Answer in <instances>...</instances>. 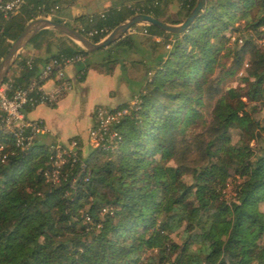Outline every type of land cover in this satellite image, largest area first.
Listing matches in <instances>:
<instances>
[{"label":"trees","instance_id":"trees-1","mask_svg":"<svg viewBox=\"0 0 264 264\" xmlns=\"http://www.w3.org/2000/svg\"><path fill=\"white\" fill-rule=\"evenodd\" d=\"M153 1L80 23L113 30L147 13L179 24L197 2ZM56 6L26 0L17 13H0V63L25 26ZM263 28L264 0H206L182 33L148 24L147 35L127 32L94 52L55 29L36 33L11 68L23 67L16 85L39 78L52 58L83 52L79 79L91 68L112 74L120 63L141 68L131 80L140 90L135 105L120 106L129 111L112 127L115 145L79 150L58 183L45 175L54 169L47 143L35 139L22 150L0 132V264H264ZM141 44L143 58L126 60ZM28 48L41 54L26 56ZM233 82L237 90L227 87Z\"/></svg>","mask_w":264,"mask_h":264},{"label":"built area","instance_id":"built-area-1","mask_svg":"<svg viewBox=\"0 0 264 264\" xmlns=\"http://www.w3.org/2000/svg\"><path fill=\"white\" fill-rule=\"evenodd\" d=\"M25 1L0 0V13L4 16L17 13ZM153 2L157 4L158 0H154ZM58 8L56 6L42 17L52 19L54 12ZM101 15L104 17V13ZM78 26L81 30L80 32H85L86 35H84L88 38L97 36L104 38L112 31L106 25L88 28L80 23ZM128 33L147 35L149 33L148 23L136 24L129 28ZM85 61L86 56L83 52L52 58L43 65L39 78L32 79L26 87L16 85L15 83L16 77L20 74L23 67L19 65L15 67L13 72L10 70L0 85V132L12 135L16 146L22 150L28 149L35 139H40V136L51 133V130L42 119L28 118L26 110L27 108H35L41 104L53 105L57 103L61 95L72 88V83L67 77V68ZM32 64L33 60L31 57L27 61V65L31 67ZM51 79L56 80V86L54 89L47 91L44 88V84ZM136 103L130 104L132 106ZM128 111V107L111 108L100 105L94 111V124L88 129L87 140L83 141L82 146L77 139H56L48 143L54 169L46 172V177L54 183H58L61 179L62 166L68 159L76 162L79 158V150H83L87 146L90 148H110L114 146L118 133L112 127ZM5 148L6 144L0 140V155ZM3 157H6V154Z\"/></svg>","mask_w":264,"mask_h":264},{"label":"crops","instance_id":"crops-1","mask_svg":"<svg viewBox=\"0 0 264 264\" xmlns=\"http://www.w3.org/2000/svg\"><path fill=\"white\" fill-rule=\"evenodd\" d=\"M61 4L60 9L54 12L52 18H59L72 25L80 23V16H88L103 12L113 6H121L125 3H132L135 0H52ZM137 1V0H136ZM173 7L176 8L174 4ZM42 17V16H39ZM38 18V17H37ZM147 45L141 44L135 50L126 51V60L142 59L147 53ZM26 56L40 55L33 48L24 50ZM46 58V54L43 55ZM48 57V56H47ZM101 58V55L92 57L94 61ZM43 64L40 66L42 69ZM67 77L72 83V88L65 91L54 105L41 104L32 110H27V117L42 119L51 133L40 136L42 143H51L56 139L68 140L73 137H80L87 140L88 129L94 124V111L96 107L103 105L111 108L120 107L137 96L140 85H131L132 78L137 75L131 74V66L124 68L120 63L112 74H105L97 69L88 70L86 77L79 79V66L71 65L67 68ZM138 78V77H137ZM52 82V84H50ZM56 80L45 82L44 88L47 91L54 89ZM76 121H72V117ZM73 117V118H74Z\"/></svg>","mask_w":264,"mask_h":264},{"label":"water","instance_id":"water-1","mask_svg":"<svg viewBox=\"0 0 264 264\" xmlns=\"http://www.w3.org/2000/svg\"><path fill=\"white\" fill-rule=\"evenodd\" d=\"M205 3L206 0H197L196 5L190 15L186 18L185 21L179 24L165 22L163 20L157 19L151 14L137 13L116 26L106 37H104L99 42H94L93 40L82 34L80 31L67 25L66 23L46 17L35 18L25 26L20 35L12 42L8 53L2 59L0 63V85L8 75L21 50L31 41L36 33L43 29H55L73 39L87 51L94 52L103 47H107L114 41L120 39L128 32L130 27L139 23L152 24L171 33H182L198 17L205 6Z\"/></svg>","mask_w":264,"mask_h":264},{"label":"rangeland","instance_id":"rangeland-1","mask_svg":"<svg viewBox=\"0 0 264 264\" xmlns=\"http://www.w3.org/2000/svg\"><path fill=\"white\" fill-rule=\"evenodd\" d=\"M239 24V23H238ZM237 24V25H238ZM263 30H264V28H263ZM229 34H228V36L230 37V42H229V44L230 45H233V43H234V41H235V39L237 38V32H228ZM258 44L260 45V47L264 50V36L262 37V38H260V39H258ZM232 61H233V57L232 56H229V57H226L225 59H224V62L226 63V65L227 66H229L231 63H232ZM141 73H142V71H141V68L139 67L138 69L137 68H134V67H131V74L132 75H137V77H139L140 75H141ZM50 84H52V82H50ZM138 83L137 82H131V85H133V86H135V85H137ZM228 88H232V89H234V90H237V87H238V83L237 82H233V83H229L228 84V86H227ZM133 102H136V99H135V97H134V99L132 100V101H130V103H133ZM72 117V121L74 122V121H76V118L74 117V116H71ZM74 117V118H73ZM88 148H90L89 146H87V147H85L83 150V152H84V155H87L88 154V152L90 151ZM231 187V186H230ZM261 209L262 210H264V202L261 204ZM174 238L176 239V240H179L178 239V236H174Z\"/></svg>","mask_w":264,"mask_h":264}]
</instances>
